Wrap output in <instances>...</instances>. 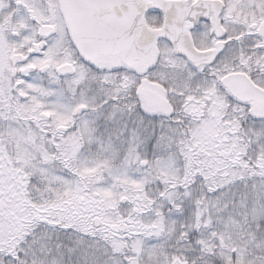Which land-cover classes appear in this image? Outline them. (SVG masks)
Returning a JSON list of instances; mask_svg holds the SVG:
<instances>
[{
	"label": "snow or ice",
	"instance_id": "snow-or-ice-1",
	"mask_svg": "<svg viewBox=\"0 0 264 264\" xmlns=\"http://www.w3.org/2000/svg\"><path fill=\"white\" fill-rule=\"evenodd\" d=\"M0 264H264V0H0Z\"/></svg>",
	"mask_w": 264,
	"mask_h": 264
}]
</instances>
